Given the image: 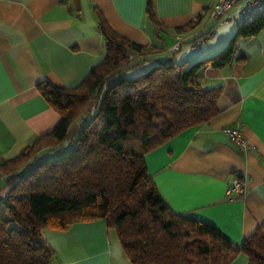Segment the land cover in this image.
<instances>
[{
  "label": "trees",
  "instance_id": "trees-1",
  "mask_svg": "<svg viewBox=\"0 0 264 264\" xmlns=\"http://www.w3.org/2000/svg\"><path fill=\"white\" fill-rule=\"evenodd\" d=\"M145 11L158 24L154 0H146ZM93 12L103 38L102 60L75 86L38 82L37 91L59 119L0 162V264H50L54 249L42 228L63 231L101 218L116 230L131 264H229L239 253L247 264H264V220L239 247L233 245L214 225L173 212L144 159L217 115L223 87H204L198 72L241 60L239 43L264 28V15L239 25L213 56L190 63L158 59L128 77L125 72L135 66L131 56L140 55V63L153 57L146 46L116 32L96 6Z\"/></svg>",
  "mask_w": 264,
  "mask_h": 264
},
{
  "label": "crops",
  "instance_id": "crops-1",
  "mask_svg": "<svg viewBox=\"0 0 264 264\" xmlns=\"http://www.w3.org/2000/svg\"><path fill=\"white\" fill-rule=\"evenodd\" d=\"M93 6L116 32L146 46V55L153 57L140 63V55L131 56L135 66L125 72L128 77L144 73L158 59L190 63L213 56L228 43L221 37L215 41V32L198 48L190 47L216 23L208 0H154L158 24L148 19L146 0H0V162L59 119L37 91L38 82L75 86L102 60ZM185 25L190 26L177 31ZM179 35L188 42L170 55ZM238 51L242 59L232 65L198 72L204 87H223L217 115L144 156L173 212L214 225L237 247L264 220V28L242 40ZM227 128H238L250 149L233 142ZM235 174L245 184L242 197L226 193ZM41 234L54 249L50 264H131L116 230L103 218L74 222L63 231L45 227ZM229 264H247V256L239 253Z\"/></svg>",
  "mask_w": 264,
  "mask_h": 264
},
{
  "label": "built area",
  "instance_id": "built-area-1",
  "mask_svg": "<svg viewBox=\"0 0 264 264\" xmlns=\"http://www.w3.org/2000/svg\"><path fill=\"white\" fill-rule=\"evenodd\" d=\"M209 16L219 25H224L236 20L239 25L254 21L264 15V0H208ZM216 30L214 27L191 42V49H196L201 43L208 40L214 35ZM183 36H177L176 42L169 48V51L176 52L181 46L188 42ZM225 132L230 136L231 140L243 149H250L238 128H227ZM245 184L243 179L235 174L228 182L226 193L232 197H242L244 195Z\"/></svg>",
  "mask_w": 264,
  "mask_h": 264
},
{
  "label": "rangeland",
  "instance_id": "rangeland-1",
  "mask_svg": "<svg viewBox=\"0 0 264 264\" xmlns=\"http://www.w3.org/2000/svg\"><path fill=\"white\" fill-rule=\"evenodd\" d=\"M209 14V13H208ZM211 19V18H210ZM239 26L238 22L236 20H233L231 23L226 25H219V22H216L213 26L214 29L217 32V39L215 41H219V39H225L227 38L228 41L231 39V37L234 35L237 27ZM215 35V34H214ZM220 35V36H219ZM213 36V35H212ZM215 36V37H216ZM221 37V38H220ZM184 45V44H183ZM185 47V46H184ZM183 47V48H184ZM224 48V47H223ZM222 48V49H223ZM185 49V48H184Z\"/></svg>",
  "mask_w": 264,
  "mask_h": 264
}]
</instances>
